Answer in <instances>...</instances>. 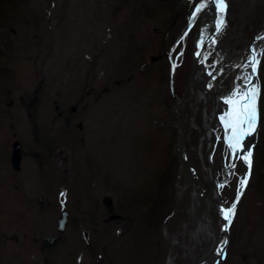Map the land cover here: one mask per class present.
<instances>
[{"label": "rangeland", "instance_id": "obj_1", "mask_svg": "<svg viewBox=\"0 0 264 264\" xmlns=\"http://www.w3.org/2000/svg\"><path fill=\"white\" fill-rule=\"evenodd\" d=\"M13 1L17 5L14 9L0 1V35L4 36L0 39V66L6 71L0 77V264H192L199 251L185 255L186 249L193 245L187 229L191 216L186 220L184 213L189 214L187 200L190 197L193 203L194 194L188 196L187 185L178 193L177 209L164 224L163 232L160 228L172 206L174 188L182 185V176L172 158L175 128L167 96L168 68L152 80L139 71L140 62L147 63L154 55L155 50H151L148 55L144 51L138 63L133 55L126 66L120 65L119 73L115 70L117 58L130 36V30L122 26L129 11L127 5L122 4L123 0ZM146 1L158 2L164 10L169 7L165 1ZM170 1L177 3V17L163 43L168 53L172 47L173 57L180 49V41L175 46L172 41L183 31L181 27L198 0H188V11L183 9L186 0ZM228 10L233 30L228 26L221 31L206 51L208 73L218 65L214 50L219 53L220 66L212 77L224 87L236 80L241 68L238 65H244L249 58L248 45L264 28V0H231ZM200 16L201 13L184 37L183 55L176 59L173 82L176 97L188 74L189 51ZM138 21L132 31L142 38L155 32V27L160 28L148 18L140 17ZM257 45V49H264V38ZM257 76L262 89L264 57H260ZM194 92L188 94L182 111L184 118H188L194 110L193 122L186 128L188 159L205 187L207 179L202 164L207 165V143L199 140L200 112L203 108L204 115L210 116L212 103L202 96L201 100L195 99L197 92ZM71 104L77 112L75 120H70L73 127L69 138L64 137L61 145L51 148L53 156L47 163L42 162L44 156L36 154L46 142L41 141V134L46 130L51 132L49 136H54L58 129L63 132L64 114ZM226 105L220 101L211 119V146L207 154L216 180L222 181L220 196L229 208L237 199L238 182L248 169L225 142L226 130L220 117L228 112ZM260 107L264 111L261 97L258 113ZM57 112L63 115L59 117ZM262 129L264 116L259 114L256 132L244 141L245 147L255 146ZM13 141L20 145L18 170L8 160ZM231 163L236 167L226 175V167ZM262 165L256 169L252 158L251 176L236 204V214L228 226L226 256L219 264H264ZM86 168L90 180L84 185L72 181L69 186L75 188L74 193L72 188L65 191L68 184L59 180L61 169L66 170L63 177L71 181L74 170L81 178L86 175ZM165 177L171 180L172 192L167 186L160 188ZM151 182L152 189L158 190L155 202L160 213L152 217L149 203L139 200L133 215L129 211V220L105 224L102 236L97 231L98 238L91 240L94 249L88 253L81 233L92 226L85 221L98 220L101 211V207L95 211L98 215L91 211L90 200L93 198L92 203L96 200L102 206L104 197L113 204L125 192H138ZM61 193L65 195L62 197ZM81 202L88 204V208L92 206L90 211L83 212ZM61 209L69 211L72 223H67L53 242L55 220ZM146 220L150 223L145 224ZM185 222L187 227H183ZM97 227L99 230V226L93 227L94 233ZM147 232L150 233L145 240L147 249L143 252L134 249ZM174 233L179 236L173 240L171 260L167 257L166 239Z\"/></svg>", "mask_w": 264, "mask_h": 264}, {"label": "trees", "instance_id": "obj_2", "mask_svg": "<svg viewBox=\"0 0 264 264\" xmlns=\"http://www.w3.org/2000/svg\"><path fill=\"white\" fill-rule=\"evenodd\" d=\"M1 2L6 3L9 6H12L13 9L17 6L16 3L13 0H0ZM159 1V0H157ZM165 4L167 3L169 5L168 8L165 7L166 10L161 9L160 6H158V2L156 4H147L146 0H123L122 4L127 5L128 7V13L127 19L122 22L123 29L129 31V41L126 42V45L124 47L123 52L121 55L117 58V65L116 69L119 73L120 65L126 66L128 62H130V58L133 57L132 55L136 56V60L138 63L139 57L143 54L144 51L147 52V55L150 53L151 50H155L154 55L150 56L148 58L147 63H144L143 61L140 62L138 69L139 71L149 79H153L154 77H160L162 73H164L165 69H167L168 64L165 58V50H164V43L163 40L167 39L168 30L172 28L175 24L176 19V6L177 3L175 1H168L164 0ZM179 4V2H178ZM188 0L185 1L184 10L187 8ZM16 5V6H15ZM151 5V6H150ZM154 5V6H152ZM174 8V9H173ZM175 13V14H174ZM166 16V17H165ZM148 18V20H152L153 22L158 23L159 27H155V32L147 33L143 38L134 35L132 28H134V24L138 23L139 18ZM165 17L164 20H161L160 18ZM160 22H159V21ZM3 35H0V39H3ZM142 38V40H141ZM138 40H140V43L138 44ZM128 43V45H127ZM143 60V57H142ZM118 67V68H117ZM5 70L3 67L0 66V77H3L5 74ZM121 72V71H120ZM262 89L260 97L264 98V83H261ZM77 102L74 104L77 105ZM74 104L68 105L66 115L64 114V124H63V132H61L60 129H58L55 133V139L54 136H49L51 133L49 130L43 131L41 134V141H46L45 145H43L41 148V151L36 150V154L39 153V155L42 157L44 156L42 162H46L50 159L52 156V149L55 146L61 145V142L64 141L65 138H69L70 130H72V122L74 121V113L77 112L75 110ZM260 104V102H259ZM263 106V105H262ZM261 109V107H260ZM259 114H262L264 116V111L261 109ZM61 112H57V116H62ZM64 133V134H63ZM65 137V138H64ZM55 143L53 147H51V144ZM66 144V142H64ZM63 145V144H62ZM52 148V149H51ZM46 152H45V151ZM173 158V157H172ZM253 162L255 163L256 169H260L264 163V129L261 130L259 133L258 140H256L255 148L253 151ZM40 162V163H42ZM173 162L174 158H173ZM51 165V163H50ZM255 169V168H254ZM168 179V180H167ZM170 178L165 177L162 178V181L160 183V188H164V186H167L169 188V191L172 192V184H170ZM156 190L152 189V182L148 184V186H143L140 191L138 192H125L121 197H119V210L121 211L122 215H126L129 213V211L132 212V208L135 206H138L139 200H146L149 205L151 212L153 213L152 217L156 216L160 213L159 208L157 206V203L155 202V196H156Z\"/></svg>", "mask_w": 264, "mask_h": 264}, {"label": "water", "instance_id": "obj_3", "mask_svg": "<svg viewBox=\"0 0 264 264\" xmlns=\"http://www.w3.org/2000/svg\"><path fill=\"white\" fill-rule=\"evenodd\" d=\"M229 1L230 0H228V4H229ZM202 2L205 3L206 5L208 4V0H200L199 2H197L195 4V6L192 10V13L195 10L196 6ZM192 13H191V15H192ZM190 16H189V18H190ZM225 16H226V12L224 13V19H225ZM189 18L186 22V28H185L183 34L180 36V39L182 36H184V33L187 32V30L189 28ZM209 18L211 20H213V23L211 24L207 33L203 34L204 41H205L204 47L198 49L197 44H198V41L200 40L201 34H202V32L199 31L200 24H202L203 22H205ZM217 18H218V13H217L216 7L214 5L207 6L206 10H203V15L200 19L199 26L196 29V36H197L196 45H194L192 47L191 52H190L189 74L187 76V79H186V82H185L184 87L182 89V92L178 98L174 97L173 84H172L173 71H174L173 65H175L174 61L170 62L169 81H168V89H169V93H170L171 100H172V114H173V117L175 120V126L174 127H175V133H176L174 143H173L172 152H173V155H174V157L178 163L179 173L182 176V184L188 183L197 196V201H198V205H199V213H198L199 219L202 222H205V224H207L208 226H210L212 229V233H213V241H212L213 243L210 247L208 255L205 258H207L210 255V253H212L216 249V247L219 244V237L215 231L214 225L212 223H210V220L208 218L206 220H204V218L201 216L202 209H204V213L206 215H209V210H208L209 207L213 210V212L216 215V218H217V220L221 226V229L223 231V235H224V240L222 242V245L220 246L219 254L215 258V260L213 261L212 264H217L218 261L220 260V258L223 256L225 244H226L225 241H227V230H224V225L226 224V221L221 216V210L226 209V208H225L224 203H223V201L219 195V192H218V186L221 183L220 182L215 183L212 169L210 167V164L207 163L206 178H207L208 189H207L206 193L204 192L202 184L198 178V175L191 168V165H190L188 158H187V146H186V137H185V126H186L187 120L186 119L184 120L181 117L180 108H181L182 102L185 98V95H186L188 88L190 87V85L195 84L194 73H195L197 61L199 59V57L196 56L195 53L197 51H203L204 52L209 41H211V39L216 35L215 24L217 22ZM259 36L260 37L264 36V30L259 34ZM19 157H20L19 145L16 141H14L11 144L9 161H10L12 168L15 170H17L19 167ZM180 188L181 187H177L174 190V203H173V206H172V209H171L169 216H171L176 209V204H177L176 203L177 202L176 197H177V193L180 190ZM108 204H109L108 201L105 200V205H108ZM208 204H209V207H208ZM64 215H65V212L64 211L61 212V218H59L57 220L58 229H61L64 222H65ZM169 216L166 217V219H164L162 226L165 224V222L167 221ZM167 242H168V245H169L170 251H171V244L169 241H167ZM200 261L201 260L198 259L195 264H199Z\"/></svg>", "mask_w": 264, "mask_h": 264}, {"label": "snow or ice", "instance_id": "obj_4", "mask_svg": "<svg viewBox=\"0 0 264 264\" xmlns=\"http://www.w3.org/2000/svg\"><path fill=\"white\" fill-rule=\"evenodd\" d=\"M210 5H214L218 13L217 22L215 24L216 33L218 34L223 30L225 25L224 13L228 8V0H208L207 5L203 2L197 5L189 18V28L195 23L198 14H200L202 10H206V7ZM184 35H187V32H185ZM182 39L183 36L181 37V40ZM212 43H215L214 38H212ZM204 44L205 41L202 33L197 48H203ZM173 51H175V49H173ZM252 53L247 63L238 65V67H243L244 69L251 67L252 71L237 76L236 79L242 81V83L236 84L229 96L225 99L224 102L229 104L231 108L224 116L220 117L226 132L230 130V134L226 136L225 142L235 158L243 160L248 169L238 182L239 186L237 188L236 201L233 202L231 207L221 210L222 218L227 221L224 225V230H227L228 226L232 223V219L236 214V204L239 202V197L243 194L242 189L248 185L249 177L251 176L252 149L255 146L249 145L245 147L244 141L256 132L258 125V99L261 94V88L259 86L257 72L258 66L260 65V57H264V49L253 48ZM178 55L182 56L183 52L181 51ZM195 55L200 57L202 62H205L209 54L203 51H197ZM175 67L176 65H173V69H175ZM209 75H212V73L210 72ZM253 78H256V83H253ZM230 167L235 168L236 165L232 163ZM221 186L223 187V185ZM64 195V193H61L62 197ZM225 243H227V241H225Z\"/></svg>", "mask_w": 264, "mask_h": 264}, {"label": "flooded vegetation", "instance_id": "obj_5", "mask_svg": "<svg viewBox=\"0 0 264 264\" xmlns=\"http://www.w3.org/2000/svg\"><path fill=\"white\" fill-rule=\"evenodd\" d=\"M88 176V175H87ZM90 179V177H87V181ZM86 181V182H87ZM86 184V183H85ZM92 206H93V208H92V210H94V211H99V208L101 207V211H100V214H99V219L98 220H95V221H85L86 222V224L88 225L89 224V226H91V227H89V229L87 230V231H83L82 233H81V235H82V238H83V241H84V247H85V249L88 251V253H90V251H92L93 249H94V247H93V245H92V242H91V240L93 241L94 239H97L98 238V236H97V231H98V234H100L101 236L104 234V232H105V229H106V227H105V224L106 225H109V224H115L116 223V221L114 220V217L113 216H115V214L114 213H112V210L111 209H105L104 207H102V206H100L99 204H91ZM91 206V207H92ZM112 206V205H111ZM91 207H89L87 210H85L84 212H88V210L91 208ZM110 207V206H109ZM113 207H114V205H113ZM90 211V210H89ZM95 213V212H94ZM95 214H97V213H95ZM98 215V214H97ZM110 217H113V218H111L110 219ZM116 217V216H115ZM117 219V218H116ZM67 221H68V216H67ZM67 221H66V224H67ZM69 223H72L71 221H68V224ZM93 223V224H92ZM137 225H138V223H137ZM94 226H99V230H98V227H97V230H96V232L94 233L93 232V227ZM74 228H75V230H76V233H78V226L77 225H75L74 226ZM64 229H65V227L62 229V231H57L56 230V228H55V234H54V236L52 237V240H53V242H55L56 241V239L58 238V236H59V233H62V232H64ZM136 231H137V229H136ZM150 236V233H148L147 232V235H145L144 234V236H143V240H144V242H145V244L147 243V241H145V240H148V237ZM115 239V238H114ZM137 240H139V237L137 238ZM140 243H141V241H140ZM105 248H104V246L102 247V250H104Z\"/></svg>", "mask_w": 264, "mask_h": 264}, {"label": "bare ground", "instance_id": "obj_6", "mask_svg": "<svg viewBox=\"0 0 264 264\" xmlns=\"http://www.w3.org/2000/svg\"><path fill=\"white\" fill-rule=\"evenodd\" d=\"M198 66V65H197ZM200 68L202 69V67L201 66H198L197 67V69H198V74L195 76V79H196V81L197 82H199L201 79H202V75L200 74V72H202L201 70H200ZM244 70V69H243ZM201 78V79H200ZM222 89V88H221ZM227 89V88H226ZM225 89V90H226ZM225 90H223V91H221L220 90V92H218V93H216V95H220L221 97H223L224 95H223V93H224V91ZM196 91H198V90H196ZM191 94V93H190ZM189 97V96H188ZM199 97H200V92L198 91L197 92V96H196V98H198L199 99ZM197 99V100H198ZM194 100V99H193ZM194 103H196V102H194ZM200 117H201V119H202V124H203V126H205L207 123H208V119H209V117L210 116H207V115H204V113L202 114V112L200 113ZM201 124V125H202ZM192 127V126H191ZM202 167L205 169V165H203L202 164ZM193 169V168H192ZM206 170V169H205ZM230 170H231V167L229 166L228 167V172H230ZM191 216V215H190ZM202 217L204 218V220L206 219V218H208L209 220H210V215H206L205 213H204V209H203V213H202ZM211 223V222H210ZM202 224H205V222H202ZM215 231H216V228H215ZM218 246H219V244H218ZM204 247V246H203Z\"/></svg>", "mask_w": 264, "mask_h": 264}]
</instances>
